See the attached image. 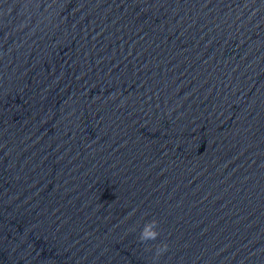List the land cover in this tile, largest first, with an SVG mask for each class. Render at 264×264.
Masks as SVG:
<instances>
[{"label": "water", "instance_id": "water-1", "mask_svg": "<svg viewBox=\"0 0 264 264\" xmlns=\"http://www.w3.org/2000/svg\"><path fill=\"white\" fill-rule=\"evenodd\" d=\"M0 264H264V0H0Z\"/></svg>", "mask_w": 264, "mask_h": 264}, {"label": "clouds", "instance_id": "clouds-1", "mask_svg": "<svg viewBox=\"0 0 264 264\" xmlns=\"http://www.w3.org/2000/svg\"><path fill=\"white\" fill-rule=\"evenodd\" d=\"M158 223V222H156ZM159 237V232L158 231H151V232H144L143 230L141 231L140 235V240L142 242H147L148 240H156ZM168 246L166 244L162 245L159 250V254H163L165 251H167Z\"/></svg>", "mask_w": 264, "mask_h": 264}]
</instances>
